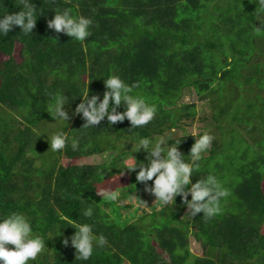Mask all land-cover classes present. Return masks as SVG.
<instances>
[{
    "label": "trees",
    "instance_id": "trees-1",
    "mask_svg": "<svg viewBox=\"0 0 264 264\" xmlns=\"http://www.w3.org/2000/svg\"><path fill=\"white\" fill-rule=\"evenodd\" d=\"M32 2L40 12L33 33L25 36L14 26L0 36V215L24 213L44 239L45 250L29 264H264V12L254 0ZM65 9L92 20L85 41L48 27L55 10ZM18 10L19 0H0V14ZM109 74L138 84L135 92L157 106L151 122L129 129L127 118L112 126L105 118L82 127V115H73L79 95L89 84V96L102 99ZM190 88L210 103L221 132L191 179L211 171L222 181L230 194L221 213L191 218L177 196L171 206L122 221L96 193L146 189L136 181L139 169L120 174V143L158 139L194 120L197 104L181 102ZM61 93L69 99L70 119L57 131L79 139L76 151L70 144L51 151L46 135L55 132L47 99ZM178 140L188 160L195 138L167 142ZM133 155L146 163L143 149ZM89 204L91 219L82 215ZM61 214L92 224L107 245L94 247L88 261L76 260L75 229Z\"/></svg>",
    "mask_w": 264,
    "mask_h": 264
},
{
    "label": "clouds",
    "instance_id": "clouds-1",
    "mask_svg": "<svg viewBox=\"0 0 264 264\" xmlns=\"http://www.w3.org/2000/svg\"><path fill=\"white\" fill-rule=\"evenodd\" d=\"M254 2L257 5L256 10L264 12V0H254ZM19 9L21 10L0 14V36H7L14 26H19L20 32L25 36L33 33L40 12L38 14L32 0H19ZM47 24L55 32L64 33L79 42L85 41L91 35L92 20L84 15H74L67 9L55 10L54 17L49 19ZM256 28L257 31L262 29ZM88 85L79 95L80 103L76 105L73 113V115H82L85 121L83 128L96 127L105 118L111 126L127 118L130 122L129 129H136L147 125L157 114V106L135 92L138 84L129 85L118 75L109 74L104 79L105 91L102 99L99 94L90 97ZM68 102L69 99L62 93L53 94L47 99L46 110L55 123H68L69 112L65 110ZM122 104L126 106L125 109L118 111ZM46 135L53 152H60L69 144L73 151L79 147V139L69 137L64 130ZM188 135L195 138L187 155L188 160L178 148L181 140L169 144L163 138L154 143L149 138H139L135 143V150H133V140H129L132 142L131 155L122 151L117 168L121 170V175L124 174V170L132 172L139 169L136 171V181L144 183L146 190L153 194L155 201L161 205L171 206L176 197L181 196L189 217L193 218L203 213L204 218L212 219L221 213V201L230 194L229 191L214 172L210 171L194 183L191 178L194 172L200 170L199 162L203 159V154L210 149L214 136L209 131L201 132L195 127ZM141 149L147 153L146 163L138 161L133 155ZM149 181H152L151 186L148 185ZM96 193L103 200L116 203L118 206L123 207L126 204V201L121 199L122 191L119 189L102 188ZM189 195L191 199H188ZM82 215L89 219L94 216V208L91 204L83 209ZM60 219L64 224L75 229L70 237V243L75 249L76 260L88 261L94 247L102 248L107 245L106 237L95 234L92 224L77 222L76 219L63 214ZM62 243L68 246L69 239L65 238ZM45 248L44 239L34 233L31 219L24 213L12 212L0 215V264H29L30 261H35Z\"/></svg>",
    "mask_w": 264,
    "mask_h": 264
},
{
    "label": "rangeland",
    "instance_id": "rangeland-1",
    "mask_svg": "<svg viewBox=\"0 0 264 264\" xmlns=\"http://www.w3.org/2000/svg\"><path fill=\"white\" fill-rule=\"evenodd\" d=\"M181 102L196 103L198 108L197 117L194 120H184L182 124V128H176L170 132L167 131L165 134L158 136V139L152 140L153 143L161 138L167 141L168 139L181 137L185 134H188L194 127L199 129L201 132L209 131L214 136V138H219L221 136V132L219 131V128L216 126V123L212 119V107L210 103L206 100L200 99L194 88H190L186 90V93ZM61 124L62 123H55V122L52 123V128L54 129V131H57V128L61 126ZM124 143H125V149H123ZM135 143L136 142H134L133 148L135 147ZM120 144L122 147L121 151L124 150V152H127L126 151L127 148L128 149L132 148L131 141L128 142L124 141L121 142ZM203 155L204 156L208 155V151ZM118 189L122 191L121 199L126 201V204L123 207H121L118 206L116 203H114L113 205L110 202H107L104 204V206L108 211L112 212L113 216L120 215L122 221L130 222L136 220L138 217L142 216L143 214L150 213L152 211H157L164 207V205H161L158 201H155V196L146 189L141 191H132L129 192L128 195H123L122 188H118ZM113 206L117 209L116 213L112 211ZM191 248L195 252L199 251V248L195 245L194 242L192 243Z\"/></svg>",
    "mask_w": 264,
    "mask_h": 264
}]
</instances>
